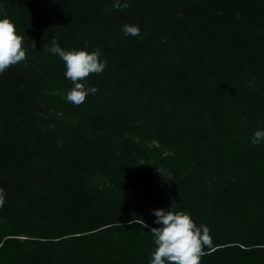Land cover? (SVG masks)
<instances>
[{
    "label": "trees",
    "instance_id": "trees-1",
    "mask_svg": "<svg viewBox=\"0 0 264 264\" xmlns=\"http://www.w3.org/2000/svg\"><path fill=\"white\" fill-rule=\"evenodd\" d=\"M113 2L0 0L27 49L0 74V264H149L170 207L210 229L201 264H264V0ZM53 37L107 61L78 106Z\"/></svg>",
    "mask_w": 264,
    "mask_h": 264
},
{
    "label": "clouds",
    "instance_id": "clouds-1",
    "mask_svg": "<svg viewBox=\"0 0 264 264\" xmlns=\"http://www.w3.org/2000/svg\"><path fill=\"white\" fill-rule=\"evenodd\" d=\"M129 6L127 0H114L112 4L116 10ZM122 31L126 37L138 36L140 33L139 27L131 24H125ZM23 45L24 36L17 32L13 21L0 12V74L25 61L27 49ZM35 46L33 41L31 48L34 49ZM47 51L61 58L65 78L72 82L71 89L65 95L67 102L78 106L85 102L89 94L98 92L95 86H87L86 78L90 74L102 73L107 66V61L101 58L103 53L99 48L92 51L87 48L66 49L61 46L58 38L53 37ZM251 143H264V128L254 131ZM4 202V189L0 188V207H3ZM152 215L155 217L153 223L156 227L143 222V226L149 229L154 244L149 264H201L204 249L213 244L210 229L203 224L197 225L190 213L171 207L153 209Z\"/></svg>",
    "mask_w": 264,
    "mask_h": 264
}]
</instances>
